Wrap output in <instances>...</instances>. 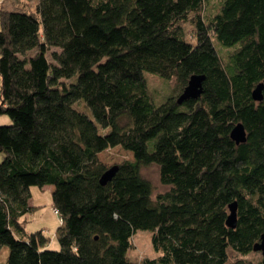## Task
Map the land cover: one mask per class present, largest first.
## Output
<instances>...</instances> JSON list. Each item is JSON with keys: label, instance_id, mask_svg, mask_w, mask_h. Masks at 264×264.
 Wrapping results in <instances>:
<instances>
[{"label": "trees", "instance_id": "obj_1", "mask_svg": "<svg viewBox=\"0 0 264 264\" xmlns=\"http://www.w3.org/2000/svg\"><path fill=\"white\" fill-rule=\"evenodd\" d=\"M211 1L1 7L6 264H264L253 251L264 233V0ZM146 74L173 80L176 93L155 103ZM196 75L205 78L201 94L178 104ZM257 85L261 101L251 98ZM237 124L246 132L240 144L230 138ZM115 147L132 160L103 185L109 168L98 157ZM149 165L166 188L156 196L140 173ZM33 186L51 187L58 250L43 231L24 230ZM136 231L150 232L156 257L127 258Z\"/></svg>", "mask_w": 264, "mask_h": 264}, {"label": "rangeland", "instance_id": "obj_2", "mask_svg": "<svg viewBox=\"0 0 264 264\" xmlns=\"http://www.w3.org/2000/svg\"><path fill=\"white\" fill-rule=\"evenodd\" d=\"M216 0L210 2V5H215ZM0 9L10 7L9 0H0ZM184 33L187 35L186 38H190V25L189 23H185L183 25ZM217 50L219 55L223 59H226L227 50L220 48L217 46ZM147 85L149 91L154 96L153 101L155 103H159L164 98L168 97L172 92L176 93V86L173 80L166 81L161 80L157 76L153 74H146ZM153 75V76H152ZM159 101V102H158ZM5 121L4 124H8L9 120L6 118H2ZM1 121V122H3ZM2 159V155L0 154V161ZM99 160L103 162L106 168H110V166L118 165L124 160H132L131 154L123 150L122 148H110L107 151H104L99 154ZM140 173L142 177L148 180L152 186V192L154 196L158 193L165 192L166 188L160 184L158 180V169L156 166L149 165L144 166L140 169ZM51 187L44 186V188H39L33 186L30 189V200L29 205L34 207L35 209L31 213H27L25 215L24 222V230L27 233H34L35 231H43L45 236L48 238L47 247L51 250H58L59 244L57 241V234L60 227V220L58 216L53 214V207H51ZM132 245L127 252V258L132 261H140L144 258H154L156 254L154 253L153 248H151V237L149 231H136V233L132 236ZM259 257L258 254H249L248 258L257 259ZM7 259V249L4 248L0 253V264H6Z\"/></svg>", "mask_w": 264, "mask_h": 264}, {"label": "water", "instance_id": "obj_3", "mask_svg": "<svg viewBox=\"0 0 264 264\" xmlns=\"http://www.w3.org/2000/svg\"><path fill=\"white\" fill-rule=\"evenodd\" d=\"M187 84L183 88L182 93L177 97L176 101L178 104H182L186 102L188 99H197V97L202 92V82L204 81V77L200 75L190 76ZM263 89L262 85H257V87L253 90L251 94V98L255 101H261L263 97L261 96V91ZM246 137V132H244V128L241 124L235 125L230 133V138L236 144L243 143ZM117 167L116 165L110 166L109 169L106 170L104 174L100 177L99 183L106 184V182L110 181L111 178L116 173ZM236 202L230 204L228 206L229 215L226 219V224L230 228H234L236 226ZM253 251L260 252L264 254V233L260 236L259 242L254 245Z\"/></svg>", "mask_w": 264, "mask_h": 264}, {"label": "built area", "instance_id": "obj_4", "mask_svg": "<svg viewBox=\"0 0 264 264\" xmlns=\"http://www.w3.org/2000/svg\"><path fill=\"white\" fill-rule=\"evenodd\" d=\"M53 213H54V215H57V210L56 211L54 210Z\"/></svg>", "mask_w": 264, "mask_h": 264}, {"label": "crops", "instance_id": "obj_5", "mask_svg": "<svg viewBox=\"0 0 264 264\" xmlns=\"http://www.w3.org/2000/svg\"><path fill=\"white\" fill-rule=\"evenodd\" d=\"M1 5V4H0Z\"/></svg>", "mask_w": 264, "mask_h": 264}]
</instances>
